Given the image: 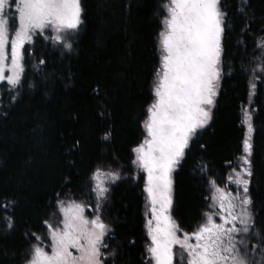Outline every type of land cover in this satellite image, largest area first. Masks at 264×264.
Returning <instances> with one entry per match:
<instances>
[{
    "label": "trees",
    "instance_id": "16d2710c",
    "mask_svg": "<svg viewBox=\"0 0 264 264\" xmlns=\"http://www.w3.org/2000/svg\"><path fill=\"white\" fill-rule=\"evenodd\" d=\"M166 1L81 0L83 22L73 34V50L37 36L25 48V86L15 102L10 99L15 93L0 85V264H23L32 239L26 233H43V222L56 210V193L91 201L86 193L99 166L122 176L102 210L111 229L106 243L116 253L109 264H147L143 177L135 178L131 161L151 102ZM222 3L229 28L212 120L173 175L172 215L188 232L207 210L209 181L223 184L231 170L227 162L234 165L241 154V110L258 67L254 43L264 38V0ZM256 83L251 104L256 176L250 191L256 231L264 234V80ZM9 218L15 221L12 229L5 227Z\"/></svg>",
    "mask_w": 264,
    "mask_h": 264
},
{
    "label": "snow or ice",
    "instance_id": "6c2138e0",
    "mask_svg": "<svg viewBox=\"0 0 264 264\" xmlns=\"http://www.w3.org/2000/svg\"><path fill=\"white\" fill-rule=\"evenodd\" d=\"M13 6L14 13L9 15ZM82 11L81 0H0V85L9 94L15 93L10 96L12 102L25 86V45L50 30L47 38L71 52L73 34L83 22ZM161 14L159 65L150 87L151 102L141 120L143 138L132 149L131 161L137 170L135 178L144 174L143 191L147 193V264H264V234L256 231L250 191L256 176L252 111L242 110L246 127L242 153L234 166L227 162L231 173L225 186L209 181L213 191L206 199L211 203L201 222L191 232L183 231L171 215L173 173L212 120L224 75L229 24L222 0H167ZM254 49L259 55L254 52L258 67H253L250 100L256 95V81L264 80V38L254 43ZM78 145L77 141L72 149ZM121 179L119 171L97 167L86 193L94 203L61 199L62 193H56V211L43 222L44 236L26 233L39 243L30 246L23 264H109V257L114 259L116 253L106 243L111 229L102 219V210L110 185ZM88 209L91 218L86 215ZM14 224L9 218L5 227L12 229ZM44 239L49 241L46 246ZM252 240L257 242L251 244Z\"/></svg>",
    "mask_w": 264,
    "mask_h": 264
},
{
    "label": "rangeland",
    "instance_id": "374dc122",
    "mask_svg": "<svg viewBox=\"0 0 264 264\" xmlns=\"http://www.w3.org/2000/svg\"><path fill=\"white\" fill-rule=\"evenodd\" d=\"M167 2V1H166ZM14 13V6H13V8L11 9V10H8V14L9 15H12ZM161 30H162V25H161ZM49 35H51V32H50V30L48 31V32H46L45 34H44V36H41V39L43 38L44 40H46L47 39V37L49 36ZM49 40V39H48ZM51 41H53V40H51ZM53 43L54 44H57L55 41H53ZM27 45H30V44H26L25 45V48H26V46ZM54 46V45H53ZM157 48H158V46H157ZM158 62H159V53H158ZM158 65H159V63H158ZM216 100H217V97H216ZM251 104H252V97H251V100H250V97H249V92H248V98H247V103L243 106V108H242V110H244V109H248V110H250V111H252V113H253V115H254V109H253V107L251 106ZM213 110H214V108L212 109V116H213ZM242 110H241V125H242V128H243V138H244V136H245V133H246V127L243 125V123H242V119H243V116H242ZM211 122V121H210ZM210 124V123H209ZM202 131V130H201ZM254 135V134H253ZM243 141V140H242ZM187 151V150H186ZM241 153H242V147H241ZM241 155V154H240ZM133 159H134V153H133ZM237 163V160H236V162L234 163V165ZM233 165V166H234ZM177 171V170H176ZM175 171V172H176ZM174 172V173H175ZM174 173H173V175H174ZM231 173V170L228 172V174H227V176L229 175ZM141 175H142V177L144 176V174L143 173H140ZM92 176V175H91ZM227 176L225 177V179H224V182H223V184H221V185H218V186H220V187H224L225 186V184H226V182H227ZM115 183H117V181L115 182ZM114 183V184H115ZM112 185L113 184H111L110 185V188L112 187ZM232 190H235V185H230L229 186ZM143 188H144V180H143ZM213 191V189H212V187L210 186V184H209V186H208V197L210 196V194H211V192ZM143 201H144V227H145V223H146V212H147V193L146 192H144L143 191ZM89 203H94V201H89ZM210 203H211V201L210 200H208V206H207V210L205 211V212H207V211H209V205H210ZM173 205H174V201H173ZM173 205H172V209H171V215H172V211H173ZM56 211V210H55ZM91 213H92V210L91 209H88L87 211H86V215H88L90 218H91ZM172 217H173V215H172ZM174 219V218H173ZM217 222H219V220H218V218H217ZM45 232H46V226H45V229H44V231H43V233L42 234H40V235H38V236H44V234H45ZM191 232V231H190ZM145 233H146V238H147V243H146V245H145V249H147V246L150 244V239L148 238V236H147V231H146V228H145ZM257 241L256 240H252V241H250V243L251 244H255ZM34 243H39V241H36L34 238H32L31 239V241H30V246L32 245V244H34ZM49 243V241L47 240V239H44L43 240V245H47ZM47 250V249H46ZM145 256H146V261H148V255H147V252L145 253Z\"/></svg>",
    "mask_w": 264,
    "mask_h": 264
}]
</instances>
